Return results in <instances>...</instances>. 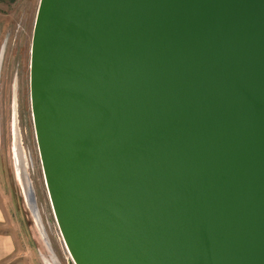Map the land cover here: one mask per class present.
<instances>
[{"label": "water", "instance_id": "water-1", "mask_svg": "<svg viewBox=\"0 0 264 264\" xmlns=\"http://www.w3.org/2000/svg\"><path fill=\"white\" fill-rule=\"evenodd\" d=\"M30 98L71 264H264V0H40Z\"/></svg>", "mask_w": 264, "mask_h": 264}, {"label": "rangeland", "instance_id": "rangeland-1", "mask_svg": "<svg viewBox=\"0 0 264 264\" xmlns=\"http://www.w3.org/2000/svg\"><path fill=\"white\" fill-rule=\"evenodd\" d=\"M39 3L0 0V204L6 213L0 231L14 235L22 263L71 264L45 184L32 115L30 61Z\"/></svg>", "mask_w": 264, "mask_h": 264}, {"label": "crops", "instance_id": "crops-1", "mask_svg": "<svg viewBox=\"0 0 264 264\" xmlns=\"http://www.w3.org/2000/svg\"><path fill=\"white\" fill-rule=\"evenodd\" d=\"M6 218L4 206L0 204V227ZM17 245L14 235L0 231V264H25L17 256Z\"/></svg>", "mask_w": 264, "mask_h": 264}]
</instances>
